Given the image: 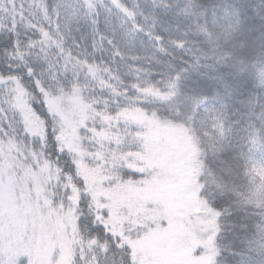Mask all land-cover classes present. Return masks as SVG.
Here are the masks:
<instances>
[{"label":"snow or ice","instance_id":"snow-or-ice-1","mask_svg":"<svg viewBox=\"0 0 264 264\" xmlns=\"http://www.w3.org/2000/svg\"><path fill=\"white\" fill-rule=\"evenodd\" d=\"M0 264H264V0H0Z\"/></svg>","mask_w":264,"mask_h":264}]
</instances>
